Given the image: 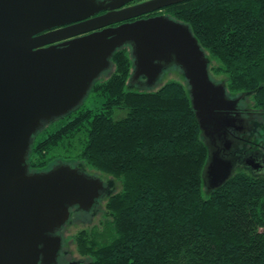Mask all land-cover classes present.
Masks as SVG:
<instances>
[{
    "label": "trees",
    "instance_id": "obj_1",
    "mask_svg": "<svg viewBox=\"0 0 264 264\" xmlns=\"http://www.w3.org/2000/svg\"><path fill=\"white\" fill-rule=\"evenodd\" d=\"M161 13L189 24L212 79L264 117V0H184L144 16ZM134 60L130 44L117 48L86 95L92 105L85 97L45 122L28 154L32 171L77 161L121 183L105 203L109 241L88 228L74 236L79 264H264V175L243 168L208 190L188 83L132 87Z\"/></svg>",
    "mask_w": 264,
    "mask_h": 264
},
{
    "label": "water",
    "instance_id": "obj_2",
    "mask_svg": "<svg viewBox=\"0 0 264 264\" xmlns=\"http://www.w3.org/2000/svg\"><path fill=\"white\" fill-rule=\"evenodd\" d=\"M181 1L0 0V264L56 263L71 208L88 211L102 195L99 177L65 162L32 171L28 154L41 126L81 103L125 44L135 57L131 82L152 85L181 67L209 147L204 183L212 190L232 175L243 95L212 79L189 24L144 16Z\"/></svg>",
    "mask_w": 264,
    "mask_h": 264
},
{
    "label": "rangeland",
    "instance_id": "obj_3",
    "mask_svg": "<svg viewBox=\"0 0 264 264\" xmlns=\"http://www.w3.org/2000/svg\"><path fill=\"white\" fill-rule=\"evenodd\" d=\"M216 78L221 79V76H218ZM173 79H178L183 83L187 82L183 70L178 65H172L165 68L162 71L158 80L152 85H148L147 83H145V78L143 77H138V80L130 82V85L132 87H139L142 89H158L167 81ZM215 81L220 82V80ZM92 99L93 98L91 95H88L86 97V101L88 100L90 104L92 103ZM239 107H241L242 109V105L240 103ZM124 112V110H116L114 116H122ZM253 117L254 118L252 123L250 122V119L248 121L249 129L247 131V136L245 135V137H251L253 139L252 145H244V143L246 142L242 140V137L240 138L242 140V144L237 146L239 148L240 154L238 155V159L233 173L235 171H240L244 168L247 172L251 174L255 172L264 175V144L260 145L259 143L254 141L255 137L258 136V138L261 137L264 142V117L256 113L253 114ZM251 125L252 128L250 130ZM62 162L64 161L58 159L52 166H55ZM65 163H69L73 166H78L81 170L89 174L95 175L96 177H99L100 179H102L105 185V189L103 190L102 195L100 196L101 201L99 200L100 198L98 199V201L100 202H97L88 211L81 209L76 205L73 206L71 208L69 219L59 229V231L61 230L59 234L62 236V248L60 250L61 252L59 253L61 255V258L59 257V260L61 259L64 262H68L71 260L81 262L80 260L84 258L86 259L87 256H83L80 254L79 250L77 249L74 236L80 233L83 228H88L89 230L91 229L92 231L96 232L97 240L103 243L109 241L111 235L113 234V229H111L110 227L112 218H109V216L106 215L105 203L111 193H113V191H117L121 188V183L111 175L96 169L87 168L83 164H80V162L76 161L72 163ZM52 166H50L49 168H51ZM82 167L86 170L82 169ZM204 194H207L206 191L204 192Z\"/></svg>",
    "mask_w": 264,
    "mask_h": 264
},
{
    "label": "flooded vegetation",
    "instance_id": "obj_4",
    "mask_svg": "<svg viewBox=\"0 0 264 264\" xmlns=\"http://www.w3.org/2000/svg\"><path fill=\"white\" fill-rule=\"evenodd\" d=\"M239 109H240V119L242 120V124H243L244 131L241 132V133H238V131L236 129H234V128L231 130L232 135L236 139V147H235V150H236L237 159H238V155L240 154L239 153V148L237 146L242 144L241 143L242 140H244V142H246V143H244V145H248L249 144L251 146L252 145V142H253V139L251 137H245V135L247 136V131L249 129V127H248V121L250 119L251 120L250 122L252 123V121H253V114L254 113L249 108H247L245 106H242V109H241V107ZM244 114H245V116H244ZM251 128H252V125L250 126V130H251ZM241 137H242V140L240 139ZM33 171H40V170H33ZM60 231L58 229L57 230V234H59ZM60 252L61 251H59V253ZM59 257L61 258V255L60 254H58V260H57V262L56 263H53V264H77V263H79L78 261H72V260L71 261H68V262H64L61 259L59 260Z\"/></svg>",
    "mask_w": 264,
    "mask_h": 264
}]
</instances>
